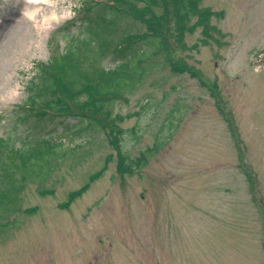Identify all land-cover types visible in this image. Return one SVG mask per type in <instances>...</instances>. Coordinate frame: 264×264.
I'll return each instance as SVG.
<instances>
[{
    "label": "rangeland",
    "instance_id": "obj_1",
    "mask_svg": "<svg viewBox=\"0 0 264 264\" xmlns=\"http://www.w3.org/2000/svg\"><path fill=\"white\" fill-rule=\"evenodd\" d=\"M107 1L0 0V195L16 198L0 197V264H264V0H202L215 13L115 100L135 128L120 139L127 163L157 149L134 173L106 133L25 107L41 66L70 54L95 75L125 61L116 46L146 27L101 22ZM50 145L27 179L19 157Z\"/></svg>",
    "mask_w": 264,
    "mask_h": 264
},
{
    "label": "trees",
    "instance_id": "obj_2",
    "mask_svg": "<svg viewBox=\"0 0 264 264\" xmlns=\"http://www.w3.org/2000/svg\"><path fill=\"white\" fill-rule=\"evenodd\" d=\"M118 1L122 6L117 7L114 4L104 7V13L99 17L101 22L114 24L115 18L129 14L146 26V31L127 36L122 44L117 46L118 52H121L125 61L118 68H104L95 75H88L80 67V60L71 61L70 54L66 55V59L69 60L67 63L62 61L56 67L41 66L38 76L43 78L44 85L34 89L28 101L30 100L31 105L34 106L44 100L45 106L51 111L60 115L67 114L78 121L70 128L68 121H64V131L67 129L72 131L80 126L97 132L100 129L105 130L110 135V142L119 148V135L133 132L135 129L125 130L115 124V117L112 116L115 100L123 98L138 87L148 72V69L143 67L144 63L161 54H168L169 35H177V41L181 43L187 29L193 31L196 28L195 25L202 23L213 12L200 8L202 0H162L163 11L159 12L153 6L157 5L159 0L147 1L144 6H137L135 0ZM89 2L90 0H85L83 7L87 11L91 8ZM196 15L199 16L197 23L188 27ZM108 44L111 45V42ZM167 60L171 63V59L167 58ZM172 65L175 71H183L179 63L173 62ZM35 83L38 84V82ZM44 114L46 113H41V115ZM52 147L50 145L45 150H32L26 156H20V159L26 169L33 172L31 166L36 153L55 152ZM156 152V148L141 152L135 162L126 166L129 167L126 169L132 171L143 167ZM123 170L125 171V168ZM87 187L72 194L71 199L83 193ZM1 204L0 201V206Z\"/></svg>",
    "mask_w": 264,
    "mask_h": 264
},
{
    "label": "bare ground",
    "instance_id": "obj_3",
    "mask_svg": "<svg viewBox=\"0 0 264 264\" xmlns=\"http://www.w3.org/2000/svg\"><path fill=\"white\" fill-rule=\"evenodd\" d=\"M29 10H31V11H29V12H31V14H34L38 10V6L36 4L35 5H31L29 7Z\"/></svg>",
    "mask_w": 264,
    "mask_h": 264
}]
</instances>
